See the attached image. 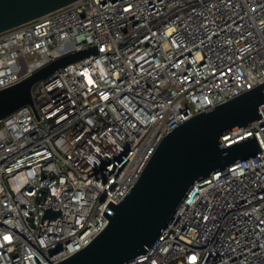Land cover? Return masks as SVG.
<instances>
[{
    "label": "built area",
    "instance_id": "obj_1",
    "mask_svg": "<svg viewBox=\"0 0 264 264\" xmlns=\"http://www.w3.org/2000/svg\"><path fill=\"white\" fill-rule=\"evenodd\" d=\"M93 46L34 85V107L0 119V264L85 248L169 132L264 83V0H77L0 33V89ZM260 110L225 136L254 135L260 151L196 181L123 264H264Z\"/></svg>",
    "mask_w": 264,
    "mask_h": 264
},
{
    "label": "water",
    "instance_id": "obj_2",
    "mask_svg": "<svg viewBox=\"0 0 264 264\" xmlns=\"http://www.w3.org/2000/svg\"><path fill=\"white\" fill-rule=\"evenodd\" d=\"M77 0H0V33L56 11ZM97 53V47L60 56L18 83L0 89V119L25 105L34 107L33 87L65 65ZM264 83L196 114L159 143L129 194L112 205L109 224L85 248L57 264H123L147 253L195 184L211 173L260 151L256 137L225 136L261 116ZM48 215L59 213L48 210Z\"/></svg>",
    "mask_w": 264,
    "mask_h": 264
},
{
    "label": "bare ground",
    "instance_id": "obj_3",
    "mask_svg": "<svg viewBox=\"0 0 264 264\" xmlns=\"http://www.w3.org/2000/svg\"><path fill=\"white\" fill-rule=\"evenodd\" d=\"M234 137H225V141H228V140H231L233 139Z\"/></svg>",
    "mask_w": 264,
    "mask_h": 264
}]
</instances>
